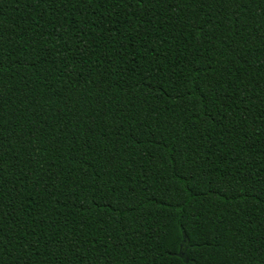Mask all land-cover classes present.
<instances>
[{"label": "trees", "instance_id": "1", "mask_svg": "<svg viewBox=\"0 0 264 264\" xmlns=\"http://www.w3.org/2000/svg\"><path fill=\"white\" fill-rule=\"evenodd\" d=\"M0 264H264V0H0Z\"/></svg>", "mask_w": 264, "mask_h": 264}]
</instances>
